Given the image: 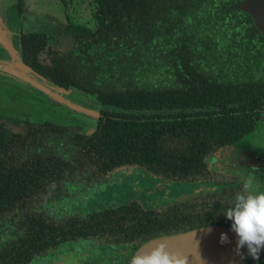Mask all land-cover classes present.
<instances>
[{"label":"trees","instance_id":"obj_1","mask_svg":"<svg viewBox=\"0 0 264 264\" xmlns=\"http://www.w3.org/2000/svg\"><path fill=\"white\" fill-rule=\"evenodd\" d=\"M93 4L98 30L73 33L67 50L51 48L44 32L20 36L22 64L51 85L93 97L98 113L89 133L49 122L23 133L0 129V264H31L87 237L135 241L136 248L160 233L157 213L126 203L80 218L70 206L95 195L101 176L122 166L208 178L206 157L252 134L261 120L264 38L242 0ZM240 191L230 186L213 200L209 224L229 221L214 213ZM186 217L196 219L179 208L163 218ZM256 264H264V251Z\"/></svg>","mask_w":264,"mask_h":264},{"label":"rangeland","instance_id":"obj_2","mask_svg":"<svg viewBox=\"0 0 264 264\" xmlns=\"http://www.w3.org/2000/svg\"><path fill=\"white\" fill-rule=\"evenodd\" d=\"M25 8L20 9V0H0V28L4 33L0 36V50L6 56L7 61H0V128L8 127L12 131H22L29 125H41L49 122L68 131L85 133L96 124L98 109L93 97L79 95L66 91L64 95L54 93L34 74L26 72V79H21L11 73V70L22 71L16 65L19 56V42L17 43L12 33L15 29H26L25 21H28V29L38 28L48 31L51 47L56 50H67L73 44L72 34L79 32V28L87 27L89 30H98L100 25L97 19V11L94 0H24ZM56 2V3H55ZM24 2H22L23 4ZM24 14L21 15V12ZM52 13L55 18L43 14L37 19V12ZM35 18V19H34ZM48 19V21L46 20ZM59 26V28L57 27ZM5 35L7 40L5 39ZM42 58L46 61L47 55ZM20 64V63H19ZM15 67H17L15 69ZM3 77V78H2ZM12 79L7 81L4 79ZM8 77V78H7ZM37 82V85L29 82ZM87 97V98H86ZM212 169L234 173L240 176L242 182L252 179L264 190V111L256 130L242 141L229 146L214 154L209 160ZM131 169H119L108 177V182L114 184L113 197L116 203L122 201L125 193H128L127 182L139 180L138 171ZM135 172V173H133ZM146 187L150 184L146 183ZM209 186H190L183 188L178 186L171 190L170 196L181 198L196 193ZM106 190V189H105ZM154 190L146 191L145 195L154 194ZM84 195H86L84 193ZM105 197L98 196L92 200V205L104 206ZM85 203H90L85 201ZM111 204V202H107ZM89 208V204L83 206ZM92 242L72 243L60 250L49 254L51 257H41L31 264H106L110 254L100 253L98 245Z\"/></svg>","mask_w":264,"mask_h":264},{"label":"flooded vegetation","instance_id":"obj_3","mask_svg":"<svg viewBox=\"0 0 264 264\" xmlns=\"http://www.w3.org/2000/svg\"><path fill=\"white\" fill-rule=\"evenodd\" d=\"M22 2H24V3L22 4ZM242 2H243V0H242ZM24 4H25V1L20 0V3H18L20 9L22 7L25 8ZM22 14H24L23 11L21 12V15ZM37 14H38L36 17L37 19H40V16L43 14H48L51 16V18L52 17L55 18V15H53L52 13H49V12L42 13L39 11V12H37ZM25 17H26V15L24 16V18ZM46 20L48 21V19H46ZM23 24L25 25L26 29L21 27L20 30L15 29V32L12 33L15 40H17L16 42L17 43L19 42V49H18L19 54L21 52L20 36L26 32H31V31L44 32L46 34V36L48 37V44L51 47V42L49 40L50 36H49L48 31L45 32L44 30H41L42 28L41 29H38V28L28 29V25H29L28 21H25V23H23ZM57 27L59 28V26H57ZM91 30L92 29L89 30L87 27L79 28V32H77V33L85 32V31L90 32ZM72 36H73V34H72ZM59 51H61V50H59ZM4 54L0 50V61H3V60L7 61V59H6L7 55L5 54L6 55L5 56ZM4 79L6 80V82L12 81V79H6L5 77H4ZM41 83H43L49 89L53 90L54 93L65 96L64 92H66V90H63V89L58 88L57 86L51 85V84L47 83L45 80H41ZM67 91L74 92L76 94L81 95L80 92L74 91L72 89L67 90ZM87 99H89V97ZM95 106L97 108L96 104H95ZM95 117H96V122H97V115ZM29 126H32V125H29ZM29 126L27 127V129H23L22 131H19V132H21V133L26 132L28 130ZM93 129L94 128H92V130ZM92 130L85 132V133H89ZM16 132H18V131H16ZM79 133H81V132H79ZM247 136H250V135H247ZM246 137H244V138H246ZM243 139H241L240 141H242ZM240 141L233 143V144H230V145L223 146L222 148L217 149L216 151L212 152L209 156H207L205 161L207 164V170L209 171L208 178L203 177V178H200L199 180L184 181V180L169 179V178L162 177L161 175L152 174L151 172L145 170L143 167L136 166V165H134V166H132V165L122 166V167L113 169V170L107 172L105 175L101 176V178H100L101 181H100V183L97 184V193H95V195H91L88 198L86 196H88L89 194H86L84 196V198H82L81 203L80 204H73L72 206H70L69 211L71 212V214L73 216H78L80 218H83V217H85V215L87 213H90V212H97V211L103 210L105 208L117 207L120 204L122 205V204H126V203H135L144 211H152V212L157 213V220L159 222L157 224V226L160 228V233L154 235L152 238L158 237V236L178 234V233L187 232V231H190L193 229H199V228H204L206 226H213V225H221V226L226 227V228H231L232 222L230 220L225 221V222L218 221V223L209 224V221H207L208 217H209L208 211L210 210L211 205L214 204V203H212L213 200L220 201V197L222 196L223 190L225 188H229L230 186H234V185H239V186H241V188L243 190V183L244 182H242L240 176L237 174L212 169L209 165V160L212 159L214 154L220 152L221 150H223L229 146L237 144ZM124 168L136 170L135 172L138 171L139 180L134 179V182H127V186L130 187V189H127L128 193H125L123 195V197H122L123 199L120 203H116L114 201V197L112 195L113 190H114L113 189L114 184L109 183L107 179L109 176H111L113 174L114 171L119 170V169H124ZM135 172H133V173H135ZM146 183L150 184V187H146V185H145ZM195 185H199V186L208 185L209 188L208 189H201L194 194L187 195V196H184L181 198H173L170 196L171 190L173 188H176L178 186H181L183 188H187V187L195 186ZM91 189H92V187H91ZM145 190L146 191L154 190L155 193L152 195H145ZM101 195L103 197L107 198L106 204L104 206H99V207L96 206V203L94 205H92V200H96L97 197L101 196ZM85 201H87V202L90 201V203H85ZM109 201L111 202V204H107V202H109ZM204 202H208V205L205 207H204V205H201V207L196 206V204H203ZM87 204H89V208L84 209L83 206H85ZM175 208H179V211H181V212L185 211L187 214H189L191 216H196V219L194 220V217H186L184 219V221H180L179 219L175 220L174 218H172L171 220L163 218L165 215H167V213L170 210L175 209ZM67 209H66V212L64 213V215L68 214ZM221 216H223L222 212H218L217 214L214 213L215 218H219ZM89 241L92 243H96L95 245L99 246L98 250L100 253H109L110 254L107 258H104L106 260V264H130L131 257L134 255L136 250L144 243V242H142L136 248H134L133 245L136 243L135 241L131 242V244L129 245V244H125L123 242L114 244V242H112L111 240H107L104 237H101V238H99V237L79 238L77 240L62 243L59 247L52 249V250H49L47 252V254L42 256V257L43 258L45 256L51 257V256H49V254L53 255L55 251L60 250L61 248H63L64 246H67L69 244H72V243L76 244V243H80V242L88 243ZM242 257H243V260L245 261L246 264H256L257 263V260H249L248 258L244 257L243 251H242ZM249 261H254V262H249ZM87 263H88V260H86L85 263L80 262L79 264H87Z\"/></svg>","mask_w":264,"mask_h":264},{"label":"water","instance_id":"obj_4","mask_svg":"<svg viewBox=\"0 0 264 264\" xmlns=\"http://www.w3.org/2000/svg\"><path fill=\"white\" fill-rule=\"evenodd\" d=\"M242 10L250 16L255 27L264 38V0H243ZM0 33L3 34L4 29L0 28ZM0 38L2 37L0 36ZM5 39L7 40L6 35ZM16 64L22 71L11 70V73L21 79L27 78L26 72L37 75L22 64L18 55ZM29 82L37 85L34 79ZM222 233L227 234L228 243L222 244L220 242ZM164 240L167 241L170 251L180 252L187 256V264H246L243 260L241 249L239 255L235 250L237 244L235 232L231 228L221 225L206 226L178 234L150 238L134 254L138 251H147Z\"/></svg>","mask_w":264,"mask_h":264},{"label":"clouds","instance_id":"obj_5","mask_svg":"<svg viewBox=\"0 0 264 264\" xmlns=\"http://www.w3.org/2000/svg\"><path fill=\"white\" fill-rule=\"evenodd\" d=\"M223 215L232 222L231 229L237 236V254L246 248L247 255L258 260L264 251V190L252 179L246 180L243 190L235 195ZM220 242H229L227 234H221ZM130 264H187V256L170 251L164 240L147 251H138L131 257Z\"/></svg>","mask_w":264,"mask_h":264},{"label":"crops","instance_id":"obj_6","mask_svg":"<svg viewBox=\"0 0 264 264\" xmlns=\"http://www.w3.org/2000/svg\"><path fill=\"white\" fill-rule=\"evenodd\" d=\"M56 3V2H55Z\"/></svg>","mask_w":264,"mask_h":264}]
</instances>
